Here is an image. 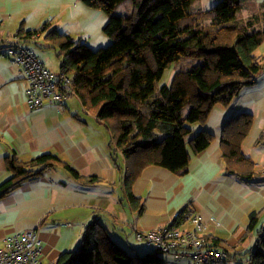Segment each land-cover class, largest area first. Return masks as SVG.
<instances>
[{
  "label": "trees",
  "instance_id": "1",
  "mask_svg": "<svg viewBox=\"0 0 264 264\" xmlns=\"http://www.w3.org/2000/svg\"><path fill=\"white\" fill-rule=\"evenodd\" d=\"M81 1L107 15L103 32L111 43L93 50L57 30L45 39L65 58L60 76L73 78L71 98L78 97L110 131L113 153L126 164L122 170L127 200L142 212V199L134 195L133 186L144 170L156 166L177 175L187 173L193 158L217 138L194 126L204 125L216 107L230 106L264 72V55L259 53L264 44V3L215 0L209 11H191L196 0H130L132 14L120 16L116 10L127 0ZM39 33L20 29L16 36L29 41ZM172 66L175 73L168 85L164 78ZM253 122L252 114L243 113L222 128L227 176L246 180L256 175L255 164L243 153ZM8 165L13 176L0 185V198L49 169L62 168L84 183L100 181L80 175L50 153L27 161L9 157ZM249 219L242 242L254 232L256 241L244 257L248 264H264V209L252 212ZM204 238L206 248L226 255L223 264L237 251L207 233ZM135 240L147 244L137 239V232ZM149 245L156 249L145 255L120 246L96 218L87 226L79 251L64 253L55 264H167L164 256L192 262L190 249L165 253Z\"/></svg>",
  "mask_w": 264,
  "mask_h": 264
},
{
  "label": "crops",
  "instance_id": "2",
  "mask_svg": "<svg viewBox=\"0 0 264 264\" xmlns=\"http://www.w3.org/2000/svg\"><path fill=\"white\" fill-rule=\"evenodd\" d=\"M81 3L0 0V185L13 176L9 157L27 161L46 153L69 163L80 175L100 180L84 183L62 168L49 169L0 198V249L8 238L36 230L43 243L41 264H55L64 253L79 251L87 226L99 218L120 246L142 253L143 249L136 245L139 242H131L135 232L168 226L189 206L203 217L208 235L237 248L226 264H248L244 253L254 245L256 232L247 241L242 239L250 214L264 209V72L230 106L216 107L204 125H195L196 131L204 130L217 138L193 158L187 173L177 175L156 166L144 170L133 186L144 210L129 205L127 211L117 190L125 179L122 168L126 164L120 154L117 157L113 153L112 136L106 125L75 96L65 105L31 110L26 95L29 83L21 68L11 64L5 55L6 49L17 43L20 29L41 30L32 40H20L24 47L42 45L43 41L51 47L46 34L57 30L68 35L66 25L74 22ZM259 53L264 55V44ZM42 63L49 70L43 60ZM243 113L252 114L254 119L243 153L255 164L256 175L239 180L225 174L220 135L229 120ZM182 228L190 230V223ZM167 257V264L189 262Z\"/></svg>",
  "mask_w": 264,
  "mask_h": 264
},
{
  "label": "built area",
  "instance_id": "3",
  "mask_svg": "<svg viewBox=\"0 0 264 264\" xmlns=\"http://www.w3.org/2000/svg\"><path fill=\"white\" fill-rule=\"evenodd\" d=\"M5 55L11 64L21 68L23 78L29 83L26 95L31 110H38L46 105H64L71 98L73 78H56L34 51L24 47L19 39L15 45L6 49ZM184 209L187 211L182 218L180 211L170 225L146 233L138 231L137 239L154 244L165 253L190 249L193 251L190 264H223L226 255L205 246L204 234L207 233V227L203 217L189 206ZM185 223H190V230L182 228ZM42 255L43 243L38 231L28 230L6 240L4 247L0 249V264H41Z\"/></svg>",
  "mask_w": 264,
  "mask_h": 264
},
{
  "label": "rangeland",
  "instance_id": "4",
  "mask_svg": "<svg viewBox=\"0 0 264 264\" xmlns=\"http://www.w3.org/2000/svg\"><path fill=\"white\" fill-rule=\"evenodd\" d=\"M216 4L217 1L215 0H209V3L207 5H205L204 0H196L191 8V11L194 10V8L201 9L203 11H209ZM132 11L133 8L131 1L127 0L126 2L118 6L116 10V14H119L120 16L131 15ZM107 23H108L107 15H105L104 13L98 10L88 8L87 6H85V4L81 3L79 6L78 15L76 16V19L74 20V22L66 26L69 28L68 32H70L68 35L71 36L75 41L77 42L80 41L81 43L89 46L93 50H99L101 48H106L111 43L109 37H107L103 32V28ZM43 42L42 45L40 43L38 44L33 43L31 45H28L27 47H30L34 50L36 56L39 59H41V62L43 60V62L46 64V66L49 68V71L53 75L60 76V72H61L60 67L62 66L63 60L65 58L59 57L58 51L49 47V44L47 45ZM197 63H199V61ZM174 73H175V69L174 66H172L165 74L164 83L170 85ZM118 179L120 180V177ZM117 190L119 193L121 192L119 195L121 196V200L126 210L130 211L129 202L127 200L126 193L124 190V179L122 180V184L119 183L117 185ZM125 232L127 233L128 231ZM134 239L135 238L131 239L132 243H134L133 242ZM136 245L137 247L143 249L142 252L143 255L148 254L150 251L156 249L155 246L146 243H137ZM164 257L167 260H169L167 256Z\"/></svg>",
  "mask_w": 264,
  "mask_h": 264
},
{
  "label": "clouds",
  "instance_id": "5",
  "mask_svg": "<svg viewBox=\"0 0 264 264\" xmlns=\"http://www.w3.org/2000/svg\"><path fill=\"white\" fill-rule=\"evenodd\" d=\"M204 2H205V5H207L209 3V0H204Z\"/></svg>",
  "mask_w": 264,
  "mask_h": 264
}]
</instances>
